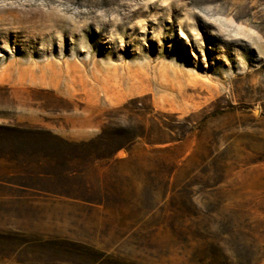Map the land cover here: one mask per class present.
Returning a JSON list of instances; mask_svg holds the SVG:
<instances>
[{
	"label": "rangeland",
	"instance_id": "1",
	"mask_svg": "<svg viewBox=\"0 0 264 264\" xmlns=\"http://www.w3.org/2000/svg\"><path fill=\"white\" fill-rule=\"evenodd\" d=\"M29 130H105L96 205L21 186ZM0 264H264V0H0Z\"/></svg>",
	"mask_w": 264,
	"mask_h": 264
},
{
	"label": "trees",
	"instance_id": "2",
	"mask_svg": "<svg viewBox=\"0 0 264 264\" xmlns=\"http://www.w3.org/2000/svg\"><path fill=\"white\" fill-rule=\"evenodd\" d=\"M23 134L37 141L38 147H29L31 152L22 155L20 160L17 157L11 158L10 155L13 162L22 161L30 166L25 171L26 177L24 180L26 182H22L23 185L21 186L30 191L68 197L89 205L97 204L93 197L87 195L92 194L91 192L87 193V187L82 189L76 186V191L73 193L70 190L72 185H69V183L73 180V177L79 175L74 167L84 161L98 145L105 146L107 144L105 130H102L96 138L85 142L66 141L50 132L40 130H29ZM109 156L106 155L104 158L107 159ZM53 165L57 169L53 168Z\"/></svg>",
	"mask_w": 264,
	"mask_h": 264
},
{
	"label": "bare ground",
	"instance_id": "3",
	"mask_svg": "<svg viewBox=\"0 0 264 264\" xmlns=\"http://www.w3.org/2000/svg\"><path fill=\"white\" fill-rule=\"evenodd\" d=\"M239 197H240V195H239V193L237 194V201H239Z\"/></svg>",
	"mask_w": 264,
	"mask_h": 264
}]
</instances>
